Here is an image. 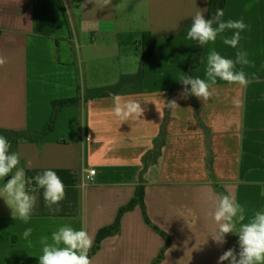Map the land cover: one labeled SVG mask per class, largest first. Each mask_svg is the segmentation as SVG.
Returning <instances> with one entry per match:
<instances>
[{"label": "crops", "instance_id": "obj_1", "mask_svg": "<svg viewBox=\"0 0 264 264\" xmlns=\"http://www.w3.org/2000/svg\"><path fill=\"white\" fill-rule=\"evenodd\" d=\"M209 7L210 0H112L103 8L102 0H82L70 12L71 35L60 0H0V56L7 60L0 68L4 129H44L53 101L78 95L79 72L84 87L90 88L85 85L87 61L124 54L121 32L150 31L160 37L145 67V90L120 94L123 101L141 103L142 118L123 122L113 113V94L97 97L82 111L79 105L64 108L42 145L25 142L16 148L35 175L49 169L57 172L66 197L53 213L43 190L37 189L31 193L36 204L25 223L1 211L10 207L0 192V264H39L41 238L50 240L61 225L85 228L93 248L99 231L115 223L120 209L136 196L144 158L161 134L171 89L188 74L197 51V42L175 34L197 12L206 16ZM241 19L248 28L241 32L239 50L246 51L252 63L236 68H242L250 82L240 87L218 80V96L206 104L196 97L204 126L193 97L184 98V89L177 91L178 106L171 110L164 154L144 175L152 224L141 205L128 211L121 232L104 239L92 264H153L167 244L154 226L171 238L160 264H219L225 251L239 253L238 235L228 234L222 246L211 238L218 226L208 215L213 202L203 194L231 193L249 218L264 201V0H228L222 20ZM233 31L205 46L193 78L206 79L212 49L235 60L238 49L222 39ZM210 151L214 173L209 168ZM89 168L97 173L86 185L83 173ZM27 228L32 233L25 239Z\"/></svg>", "mask_w": 264, "mask_h": 264}, {"label": "clouds", "instance_id": "obj_2", "mask_svg": "<svg viewBox=\"0 0 264 264\" xmlns=\"http://www.w3.org/2000/svg\"><path fill=\"white\" fill-rule=\"evenodd\" d=\"M111 3L112 0H102V8ZM223 15L224 11L217 9L215 16L206 19L202 12H197L186 35L189 40L207 46L210 43L214 44L221 34L234 30L230 37L222 36V39L225 45L238 49L235 60L226 58L212 49L207 57L206 79L191 78L187 75L178 79L185 86L182 93L184 98L194 95L206 104L211 98L218 96L216 91L218 80L240 87H246L250 82L242 68L241 70L236 68L237 65L243 67L252 63L248 59V53L239 50L241 32L246 30L248 25L242 19L224 21L221 19ZM6 64V58L0 56V68ZM189 85L190 90L187 87ZM112 99L113 113L119 120L128 122L133 118L138 120L143 117L144 108L140 102L123 101L118 94ZM233 102L237 106L240 105L238 99H234ZM177 106L175 100L167 104V107L173 110ZM160 114L162 117L161 112ZM9 176L11 178L0 186V192L5 194L2 197L11 208L14 219L18 216L25 223L30 221L36 204V197L31 193L37 189L43 190V198L50 211L55 213L60 210L59 205L66 197V188L57 172L49 169L28 178L24 167L21 166L20 154L11 151L9 140L0 135V181ZM33 183L35 187L30 188L29 185ZM203 195L213 202V208L208 215L218 226L210 234L211 238L217 245L222 246L227 242L228 234L234 233L239 237V253L237 254L235 249L225 251L219 257V264H224V261H229V264H264V210L255 211L249 218L245 207L231 193L213 196L205 192ZM31 233L32 229L27 228L23 237L27 239ZM40 243L42 254L38 257L39 264H92L89 253L93 246V238L83 227L75 229L67 224L61 225L58 230L51 233L50 240L48 236H44Z\"/></svg>", "mask_w": 264, "mask_h": 264}, {"label": "trees", "instance_id": "obj_3", "mask_svg": "<svg viewBox=\"0 0 264 264\" xmlns=\"http://www.w3.org/2000/svg\"><path fill=\"white\" fill-rule=\"evenodd\" d=\"M61 4L63 6L65 16L67 19V23L69 26V29L71 31V35L73 34L72 31V22L71 18L68 13V8L66 3H74L77 7L80 6L82 0H60ZM228 0H210V7L207 15L205 16L206 19H211L213 16L216 15L217 9H221L225 12V8L227 5ZM223 17H221L222 19ZM192 23V20L187 21L181 30L175 34L177 36H186L188 29L190 28ZM158 35H154L152 32L147 31L143 33H121L119 35V41L122 47V52L125 54V45L127 43V46L129 45H136L139 50V54L143 57V64L141 70L133 75L130 79L132 83V87L129 90H126L123 87H120V84L116 86H103V87H93V88H86L84 87L83 83L80 81V72H79V88H78V95L75 97H68V98H59L53 101V113L52 116L47 124V126L44 129H25V130H16V129H4L0 128V135H4L9 139V142L11 144V151H15L16 148L21 144L25 142L30 143H37L39 145H42L44 142V138L46 135L52 133L57 124V120L59 118L60 112L69 106L72 105H79L81 107V111L84 109V106L87 104V102L90 99L97 98V97H104V96H110V95H120V94H126V93H138L143 92L145 90L144 88V79H145V67L148 63V61L153 56L157 42L159 40ZM205 46H201L198 44L196 54L194 58L191 60V62L188 65V74L187 76L193 78L195 70L201 65L203 60V53H204ZM77 60H78V54H77ZM184 85L181 82L176 83L173 88L171 89V98L170 101H173L175 99V95L177 91L180 89H184ZM190 90L191 86H187ZM193 100L195 103V109L197 117L200 120V123L204 126L203 121L201 120V105L200 102L196 99V97L193 95ZM171 110L167 107L166 111V118L164 121V124L162 126L161 134L155 139V147L153 150H151L144 158V169L141 176V183L139 184L137 188V193L135 198L127 205L123 206L120 209V212L118 214V217L114 224L110 226H106L102 228L97 236L96 243L94 247L90 250L89 257L92 258L95 254L98 253V251L101 249L102 243L104 239H106L109 236H113L116 234H119L122 230V220L125 213L128 211L134 210L138 205H141L144 213L147 217V220L150 224H152L151 220L148 217L147 212V206L145 201L146 196V179H145V172L147 169L158 163L161 157L164 154L165 147L167 145L168 141V124L170 120ZM209 168L212 173L213 171V153L210 151V161H209ZM218 185V184H217ZM219 186V185H218ZM158 231H160L167 239V244L162 250L160 256L155 260L153 264H160L164 257L167 249L171 246V238L170 236L162 231L159 227L154 226Z\"/></svg>", "mask_w": 264, "mask_h": 264}, {"label": "rangeland", "instance_id": "obj_4", "mask_svg": "<svg viewBox=\"0 0 264 264\" xmlns=\"http://www.w3.org/2000/svg\"><path fill=\"white\" fill-rule=\"evenodd\" d=\"M68 8V13L70 16L71 9L76 8V4L67 2L66 3ZM77 10V8H76ZM130 32V31H129ZM129 32H121V33H129ZM147 31H138V32H132V33H143ZM120 33V34H121ZM119 34V35H120ZM125 54H123L121 57H117V59H111V60H103V59H96V60H89L85 63V85H90V88L93 87H103V86H118L120 84V87L123 88H131L132 83L129 78H131L133 75L137 74L143 64V57L141 54H139L138 50L139 48L136 45H129L127 46V43L125 45ZM21 166L24 167L26 176L28 178L34 177L35 173L34 171H31L28 168V162L26 160H21ZM11 176L6 177L2 181V185L7 182L8 179H10ZM34 183L32 185H29V187H33ZM5 195L4 193H2ZM259 205L261 209L264 207V201H259ZM260 209V210H261ZM2 212H9L12 213V210H1Z\"/></svg>", "mask_w": 264, "mask_h": 264}, {"label": "built area", "instance_id": "obj_5", "mask_svg": "<svg viewBox=\"0 0 264 264\" xmlns=\"http://www.w3.org/2000/svg\"><path fill=\"white\" fill-rule=\"evenodd\" d=\"M96 173V169L89 168L84 170L83 178L86 185L91 184L94 181Z\"/></svg>", "mask_w": 264, "mask_h": 264}]
</instances>
